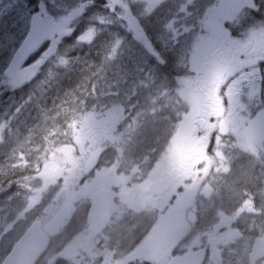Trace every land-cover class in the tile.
Returning <instances> with one entry per match:
<instances>
[{"label": "flooded vegetation", "instance_id": "obj_1", "mask_svg": "<svg viewBox=\"0 0 264 264\" xmlns=\"http://www.w3.org/2000/svg\"><path fill=\"white\" fill-rule=\"evenodd\" d=\"M172 1L113 0L112 29L121 63L81 82L78 116L90 115L93 121L83 124L78 136L90 145L96 142L101 157L93 166L101 173L110 162H117L118 133L112 116L127 121L126 134L142 121L138 133L142 144L126 146L138 154L131 151L123 161L132 172L134 158L141 157L143 177L141 182L133 183L130 177L118 182L111 179L117 166L108 168L109 182L95 190L108 189L115 195L108 225L96 235L90 233L89 203L84 213L73 210L64 216L58 230L43 228L50 237L42 257L47 264H132L136 260L132 250L141 240L146 249L140 264H168L198 250L205 252L202 264H264V76L260 74L264 62L247 63L249 57L241 51L240 65L235 66L226 49L201 39L209 36L208 9L219 4L225 16L219 28L233 39H241L248 29L242 40L247 50L264 49L260 24L264 16L253 12L243 19L226 18L229 0L227 6L225 0H190L187 6L180 5L183 0ZM169 9L177 16V35L166 36L164 30L151 33ZM133 30L144 43L140 59L132 54ZM166 87L183 88L185 101L193 108L190 116L166 115ZM153 111L157 122L151 128L143 126ZM71 169L63 165L62 171H47L45 180L57 182L65 175L60 182L64 187ZM80 176L81 172L78 180ZM134 217H143V226L139 228ZM170 217L178 228L167 236L161 225ZM61 254L65 256L58 258Z\"/></svg>", "mask_w": 264, "mask_h": 264}, {"label": "rangeland", "instance_id": "obj_2", "mask_svg": "<svg viewBox=\"0 0 264 264\" xmlns=\"http://www.w3.org/2000/svg\"><path fill=\"white\" fill-rule=\"evenodd\" d=\"M91 1L96 4H87L88 14L78 22L77 35L70 40L72 47L82 45L89 55L83 53L67 59L59 56V52L65 50L68 41L56 40L51 43L37 58L45 64L43 71L47 74L46 80L44 82L38 80L32 85L31 97L25 90L23 97L26 99L14 109L15 89L12 82L4 76V70L26 36L32 15L39 9H44L43 12L49 19L59 20L73 9ZM174 1L180 0L172 2ZM189 1L183 0V4L180 5L187 6ZM112 9H116L113 0H46L43 3L40 0H0V260L4 258L1 254L8 249L10 241L15 240L22 231L23 225L20 224L25 222L31 224L33 220L40 218L46 222L43 224L44 228L54 232L59 229L62 218L71 214L73 210L81 207L79 213H84L86 205L90 203L91 194L109 182L110 177L105 174L108 171L99 173L98 167L93 166V162L101 157L94 147L97 145L96 142L91 141L90 145L83 136H78L82 134L80 132L82 125L92 122L93 118L85 115L78 120L77 111H71L67 106L71 103L77 108L80 95L79 92L77 94L74 92L79 85L81 86L86 76L104 69L112 71L115 65L121 63L116 54L119 44L115 42V33L112 29ZM173 10L169 9L162 16V21L151 27V33L164 30V34L177 35V16L173 14ZM119 28L123 30L120 26ZM136 33V30H133V36ZM133 43L132 54L140 59L144 43L136 36L133 37ZM62 60H67L68 63L62 64ZM124 66H127L126 60ZM51 78L55 81H51ZM71 95L77 96L69 100L72 98ZM166 96L165 108L169 114L183 113L185 118L192 114L193 108L191 105L188 107L182 87L173 89L171 93L170 90H166ZM69 113L72 114L69 116L67 115ZM155 113L156 111H153L150 115L155 116ZM116 115L112 116L115 131L120 126L119 121H116ZM125 131L118 135L119 144H127L126 137L129 139L132 134H126ZM122 154L123 151H118L114 156L119 164ZM55 162L73 165L67 178L69 184L64 187L60 182L66 179L65 175L57 182L48 183L45 180V173L54 170ZM123 168L127 172V167ZM79 172L81 176L78 180ZM128 176L124 171L119 174L115 172L111 179L116 177L118 182H121ZM142 177L143 173H140L139 178ZM42 190L50 193L48 197ZM66 193L67 195L63 197L62 194ZM129 203L131 206H137L132 201ZM119 207L120 204L116 210ZM130 218L131 216L127 217V220ZM134 218L139 223V228L140 225L143 226V217ZM135 220L134 227L137 226ZM18 226L20 227L11 238V233ZM161 227L162 232L172 236L178 228V222L174 217H170ZM145 249L146 245L142 240L135 245L131 256L136 258V262L132 264H140Z\"/></svg>", "mask_w": 264, "mask_h": 264}, {"label": "water", "instance_id": "obj_3", "mask_svg": "<svg viewBox=\"0 0 264 264\" xmlns=\"http://www.w3.org/2000/svg\"><path fill=\"white\" fill-rule=\"evenodd\" d=\"M82 16V8L76 10L68 16V19L61 22L45 20L39 14L34 15L25 40L17 49L5 71V75L13 81L17 89L34 80L40 69L39 63L22 69L26 62L56 36L63 33L71 35L72 31L66 30V27L72 21ZM25 41H28L27 48L21 54L20 49L24 46ZM92 201L88 223L90 225V231L93 234H97L105 227L109 220L113 194L108 190H100L95 193ZM40 226V223L37 222L33 224L23 238L15 245L3 264H34L39 259L48 246V239L40 231ZM203 257L204 254L200 251L183 259H176L171 264H202Z\"/></svg>", "mask_w": 264, "mask_h": 264}, {"label": "snow or ice", "instance_id": "obj_4", "mask_svg": "<svg viewBox=\"0 0 264 264\" xmlns=\"http://www.w3.org/2000/svg\"><path fill=\"white\" fill-rule=\"evenodd\" d=\"M222 8V5L217 4L208 9V18L211 19L208 25L209 36L201 39L208 40L217 48L226 49L231 62L235 66L240 65L239 55L241 51H244L249 57L248 61H246L247 63H255L257 59L264 62V49L248 51V46L242 43L243 38L249 34L248 29H245L244 32L241 33V39H233L228 34L227 30L219 28V20L225 18ZM253 12L260 13L264 16V0H229L226 18L236 20L239 17L243 19L250 17ZM208 18H206V22H208ZM260 24L264 25V20H261ZM255 26L254 22L252 27ZM253 35H255V33H253ZM27 44L28 41H25L24 46L20 49L21 54L25 52ZM260 74L264 76V70H262Z\"/></svg>", "mask_w": 264, "mask_h": 264}, {"label": "trees", "instance_id": "obj_5", "mask_svg": "<svg viewBox=\"0 0 264 264\" xmlns=\"http://www.w3.org/2000/svg\"><path fill=\"white\" fill-rule=\"evenodd\" d=\"M40 1L42 3L43 2H46V0H40ZM38 5H41V4H38ZM39 10H44V9H39ZM67 52H68L67 55H62L63 57H65L67 59L74 58L75 56H78V55H74V54H79V53H81V54H79V56L82 55L83 53H86L87 55H89V53L86 51V48L84 46H82V45H79L77 48H73V49L71 47H69L67 49ZM44 66H45V64H44ZM46 78H47V74L44 71L38 76V80H40L41 82H44L46 80ZM51 81H55V79L54 78H51ZM32 85H28L23 91L17 92L15 94V95H17L18 93H22V94H18L17 102L21 100L22 96H24L23 95L24 94L23 92L25 90L27 91V93H30L32 91ZM58 264H61V263H58Z\"/></svg>", "mask_w": 264, "mask_h": 264}, {"label": "clouds", "instance_id": "obj_6", "mask_svg": "<svg viewBox=\"0 0 264 264\" xmlns=\"http://www.w3.org/2000/svg\"><path fill=\"white\" fill-rule=\"evenodd\" d=\"M61 63L66 65L68 62H67V60H62Z\"/></svg>", "mask_w": 264, "mask_h": 264}]
</instances>
